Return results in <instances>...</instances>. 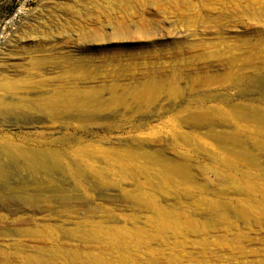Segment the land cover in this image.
<instances>
[{
  "label": "rangeland",
  "instance_id": "obj_1",
  "mask_svg": "<svg viewBox=\"0 0 264 264\" xmlns=\"http://www.w3.org/2000/svg\"><path fill=\"white\" fill-rule=\"evenodd\" d=\"M9 81L0 264H264V0H0Z\"/></svg>",
  "mask_w": 264,
  "mask_h": 264
},
{
  "label": "bare ground",
  "instance_id": "obj_2",
  "mask_svg": "<svg viewBox=\"0 0 264 264\" xmlns=\"http://www.w3.org/2000/svg\"><path fill=\"white\" fill-rule=\"evenodd\" d=\"M34 87L29 81L18 83L9 81L0 86V91L4 92L6 97L0 96V124L5 114L18 111L29 113L30 111L46 114L51 118L59 114H65L73 106L70 99V92L63 95H54L52 97H42L40 99H28L26 97L28 90ZM80 96V94L78 95ZM76 97V96H75ZM9 99V104L5 100ZM32 102V103H31ZM76 106V105H75ZM78 106H80L78 104ZM11 116V115H10ZM22 144H16L15 140L4 134L0 135V178L3 179L9 175V168L6 165H12L15 169L24 168L31 172L33 170H42L46 168V163L57 162L55 152L49 149H37L31 144L21 141ZM21 165V166H20ZM10 167V166H9ZM13 168V167H12ZM26 200V199H24ZM0 206L3 202L0 201Z\"/></svg>",
  "mask_w": 264,
  "mask_h": 264
}]
</instances>
